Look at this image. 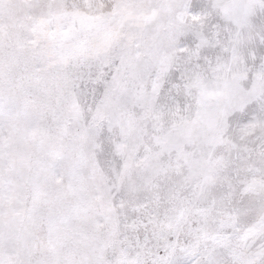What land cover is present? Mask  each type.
<instances>
[{
  "label": "snow or ice",
  "instance_id": "1",
  "mask_svg": "<svg viewBox=\"0 0 264 264\" xmlns=\"http://www.w3.org/2000/svg\"><path fill=\"white\" fill-rule=\"evenodd\" d=\"M0 264H264V0H0Z\"/></svg>",
  "mask_w": 264,
  "mask_h": 264
},
{
  "label": "rangeland",
  "instance_id": "2",
  "mask_svg": "<svg viewBox=\"0 0 264 264\" xmlns=\"http://www.w3.org/2000/svg\"><path fill=\"white\" fill-rule=\"evenodd\" d=\"M169 119L170 117L167 114L163 116V121L165 124H167ZM241 136H242V131L239 125V115H237V117L231 119V126H229L226 129L225 140L223 142L218 143L215 149L210 153L212 159L220 160L221 158H223L227 162L228 149L230 144L232 142H235V144L238 145L244 144L246 143L247 139H250V137L242 139ZM183 151L191 154L198 151V146L195 144H185L183 146ZM181 163L184 166V170H186L187 162L182 161Z\"/></svg>",
  "mask_w": 264,
  "mask_h": 264
}]
</instances>
